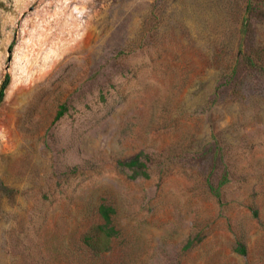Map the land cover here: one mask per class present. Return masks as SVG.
<instances>
[{
    "label": "rangeland",
    "instance_id": "obj_1",
    "mask_svg": "<svg viewBox=\"0 0 264 264\" xmlns=\"http://www.w3.org/2000/svg\"><path fill=\"white\" fill-rule=\"evenodd\" d=\"M241 53L264 66V0H0V264H93L101 204V264H264Z\"/></svg>",
    "mask_w": 264,
    "mask_h": 264
},
{
    "label": "trees",
    "instance_id": "obj_2",
    "mask_svg": "<svg viewBox=\"0 0 264 264\" xmlns=\"http://www.w3.org/2000/svg\"><path fill=\"white\" fill-rule=\"evenodd\" d=\"M245 29L242 30V33L245 34ZM241 58L236 61V64L234 65V69H232V75L236 73V67H242L243 69L250 70V71H259L264 72V66L261 64L258 65L253 56L247 53H241ZM252 56V57H251ZM9 83V75H5L4 81L2 82L0 86V103L3 100L4 92L8 86ZM142 156L141 154H138L134 157H132L127 162H122L121 165L128 167V168H136L140 166H144L143 163H141L140 158ZM144 174L145 177H147V173L144 171L142 172V175ZM98 217L101 220V223L97 225L96 231L93 235L85 236L82 239V245L85 246L90 251V257L94 261L96 259V264H101L103 262L104 256L110 251V243L111 241L118 236V231L112 224V216L115 214V210L112 207L106 206L104 204H101L98 206ZM191 243V242H190ZM238 253L245 254V247L244 245H239L236 248Z\"/></svg>",
    "mask_w": 264,
    "mask_h": 264
}]
</instances>
